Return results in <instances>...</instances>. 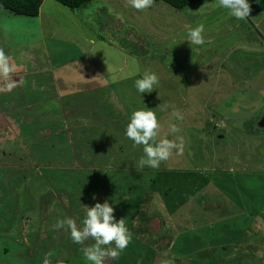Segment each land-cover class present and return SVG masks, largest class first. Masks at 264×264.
Here are the masks:
<instances>
[{"label": "rangeland", "instance_id": "obj_1", "mask_svg": "<svg viewBox=\"0 0 264 264\" xmlns=\"http://www.w3.org/2000/svg\"><path fill=\"white\" fill-rule=\"evenodd\" d=\"M39 13L0 11L10 63L39 69L6 96L13 105L0 97V117L16 126L11 135L0 129V264H44L48 253L50 264H90L81 248L95 242L74 244L56 225L70 217L82 227L84 205L105 200L132 234L105 264H264V205L254 208L264 204V12L239 21L218 0L181 10L154 2L142 11L127 0H93L75 11L44 0ZM199 24L205 45L193 46L185 37ZM62 58L79 67L63 79L73 93L60 101L57 89L44 93L51 75L43 71L54 63L58 78ZM145 71L160 83L141 97L134 83ZM81 73L97 82L92 92L71 87ZM147 108L161 124L159 138L183 142L158 169L140 168L142 146L124 135L131 112ZM223 206L230 218L217 214ZM183 229L196 239L181 247L176 236L191 242Z\"/></svg>", "mask_w": 264, "mask_h": 264}, {"label": "clouds", "instance_id": "obj_2", "mask_svg": "<svg viewBox=\"0 0 264 264\" xmlns=\"http://www.w3.org/2000/svg\"><path fill=\"white\" fill-rule=\"evenodd\" d=\"M127 2L131 8L142 11L150 9L154 0H127ZM218 6L226 10L227 15L239 21L247 20L250 16L249 0H218ZM203 32L204 25L199 24L187 32L185 41L193 46H204ZM132 62H135L134 58ZM13 71L14 65L10 64L9 55L0 48V79L7 81L0 91L11 92L17 87V83L11 81ZM159 83V77L155 72L145 71L142 78L135 80L134 87L143 97V94L152 93ZM174 115L177 119H183L178 111ZM160 130L161 124L153 110L147 108V110L139 109L131 112L124 135L132 142L133 147L142 146L143 155L138 162L140 168L158 169L162 161L169 159L173 149H176L178 154L182 153V140L180 144H177L175 141L159 138ZM170 131L175 133L178 129L175 125H170ZM84 207L87 211L82 227H78L76 221L70 217L59 221L56 227L66 228L74 244L85 245V241L88 240L95 242L81 248L83 257L90 264H105L106 258H118L132 240V234L125 226L123 219H116L114 207L108 200L103 203L97 202L91 207L87 205ZM50 255L51 253L45 255L44 264H50L48 258Z\"/></svg>", "mask_w": 264, "mask_h": 264}, {"label": "crops", "instance_id": "obj_3", "mask_svg": "<svg viewBox=\"0 0 264 264\" xmlns=\"http://www.w3.org/2000/svg\"><path fill=\"white\" fill-rule=\"evenodd\" d=\"M40 14V13H39ZM39 16V15H38ZM90 42V41H89ZM63 60H62V62H60V64L59 65H62V64H64L63 66H61V67H64L65 69L64 70H62L61 69V74H60V76L58 77V78H56L55 76H54V74H52L53 73V71H52V69H54V67H56L55 65H54V63L53 64H50V66L52 65V67L50 68V69H45L43 72H45V73H48V74H50L51 76H47L46 78L48 79L47 81H46V83H47V88H46V90L44 91V93H47V91H51L50 93H52V92H54V90L55 89H57V93L58 94H56L57 96H60V94L59 93H63V98L62 99H60V101L61 100H65V98L66 97H68V95L69 94H72L73 93V91H70V87H68L67 85H66V83H64V80L63 79H66V77L68 78L67 80H69L71 77H72V75L74 74V72H76L77 71V69H78V67L79 66H77V69L75 70V71H73L72 70V67L70 68V66L73 64V62L75 61H71V60H68V59H65V58H62ZM10 64H12V65H14V71H13V73L11 74V81H15L16 83H17V87H15L11 92H13V91H19V92H21V88H22V82H23V80H25V79H30V80H32V77L34 76L33 74H36V71L37 70H39L38 68H36V67H32L33 69H31V71H24L23 69L24 68H26V66L24 65V64H21V65H18L17 64V61L15 62V61H13V62H11ZM75 64H77V63H75ZM78 65H79V63H78ZM36 68V69H35ZM31 74V76H28V75H30ZM83 73H81L80 75L83 77V79H79L78 81H77V79L76 80H71V83H72V86L71 87H74V88H77L78 90H80L79 89V86H88V85H91L92 86V88L91 87H88V88H84L81 92H86V91H88V92H92V89L94 88L93 86L97 83H95V81H93V80H91V81H89V79L87 78V75L85 76V75H82ZM53 75V76H52ZM80 75L78 76V77H80ZM25 76V77H24ZM28 77V78H27ZM77 77V78H78ZM77 82V83H76ZM7 83V81H4L3 79H0V89H3L4 87H5V84ZM58 85H60V87H58L57 88V86ZM42 88V87H41ZM11 92H8V91H6V90H4V91H0V97L1 98H4V101H3V103H5V102H8V101H10L11 102V105H13L12 104V101L14 100L13 99V95L10 97V98H8L7 99V95H9ZM38 92V91H37ZM25 94V93H24ZM62 109H64V107H62ZM66 109V108H65ZM68 112V115L69 116H71V117H73V118H78L79 116L77 115V114H75V112H69V111H67ZM7 113L8 114H6V115H8V116H11V112L8 110L7 111ZM63 113H66V111H63ZM78 120V119H77ZM11 121V122H10ZM8 120V122L10 123V125L11 126H9V124L7 123V122H5L4 123V119L2 118V117H0V129H1V131L2 132H8V133H10V135H11V132H13V131H15L16 130V126H15V123H14V121L13 120ZM81 121H83L84 122V118H79V120H78V122H79V124H80V122ZM82 122V123H83ZM63 125V124H62ZM65 126V125H64ZM15 129V130H14ZM63 130V128H57V130H55V131H59L60 133H61V131ZM11 131V132H10ZM50 131H52L51 129L50 130H48L47 128H45V130H44V133H50ZM47 136L48 137H50L51 136V133L50 134H47ZM4 137V136H3ZM6 137V136H5ZM60 137H64L63 135L62 136H60ZM123 203H124V201H123ZM261 205H264V204H262L261 202H259V203H257L256 204V206H254V208L255 207H259V210H260V207H261ZM201 208H203V207H201ZM222 208H224V209H222L221 210V214H226L227 212H228V210L225 208V206H223ZM255 213V212H254ZM256 214V213H255ZM232 214L230 213V211H229V216H227V215H225V216H222V217H225V218H230V216H231ZM256 217H258V215L256 214ZM208 219H210V218H208ZM262 220L264 219V217H262L261 218ZM206 223H207V221H205ZM229 221H227L225 224H227ZM201 223H204V221H202ZM200 223V224H201ZM208 223H210V224H212V222L210 221V222H208ZM239 224V223H238ZM138 226V224H134V226ZM235 225H236V223H234V226H233V228H237V226L235 227ZM260 226L262 225V223H260L259 224ZM203 226V225H202ZM225 227H227V226H225ZM224 227V228H225ZM223 228V229H224ZM229 228L230 227H227V230L226 229H224V230H226V232L228 231L229 232ZM227 232V233H228ZM220 234V232H218V233H215V235H219ZM209 235V234H208ZM221 235V234H220ZM185 237V238H184ZM181 238H184V239H186V240H190L191 242H185L183 245H182V240L181 239H179L177 236H176V238H175V243H179L180 244V246L181 247H184L185 246V244H191L195 239H196V233H188V231L186 230V229H183V231H182V234H181ZM232 240H233V238H231ZM239 242H240V240H239ZM234 243H236V246H233V247H238V244H237V242L234 240ZM170 245H172V243H171V241H168L167 242V246H169L170 247ZM177 245V244H176ZM174 246L171 250H169V247L166 249L167 250V252L165 253L166 255L164 256V257H166V256H168V257H170V256H172V254H174L175 252H177L178 251V249H174V248H176V247H178V246ZM223 247H218L217 249H222ZM169 250V251H168ZM154 254H156L155 252H154ZM156 255H161V253L160 252H158ZM163 256V255H162ZM221 257V256H220ZM163 258V257H162ZM222 258V257H221ZM164 259V258H163ZM165 260H168V259H165Z\"/></svg>", "mask_w": 264, "mask_h": 264}, {"label": "trees", "instance_id": "obj_4", "mask_svg": "<svg viewBox=\"0 0 264 264\" xmlns=\"http://www.w3.org/2000/svg\"><path fill=\"white\" fill-rule=\"evenodd\" d=\"M53 1L71 11H75V10L85 7L88 3L92 2L93 0H53ZM197 1L198 0H154V2L165 3L169 5L170 7L177 9V10H181L185 7H188ZM42 3H43V0H0V11L4 10L18 17L35 18V17H38L39 15V10L41 8ZM249 3H250V8H251L250 15H260L261 13L264 12V0H249ZM74 60L75 58H73L71 61L73 62ZM227 191H228V194H225V195L231 200L232 196H229V195H232V192H230L229 190ZM223 197L225 196L222 195V198ZM227 210L228 212L226 213V215L229 216V209ZM219 213L220 212H218L217 214L220 215L221 213L220 214ZM75 221L76 223L81 222V221H77V219H75ZM239 224L236 223L235 227L238 226ZM58 239H59V236H58ZM240 243H241V240H240ZM65 244L69 245L68 242H65ZM223 248H225L224 250H226V247H223Z\"/></svg>", "mask_w": 264, "mask_h": 264}, {"label": "water", "instance_id": "obj_5", "mask_svg": "<svg viewBox=\"0 0 264 264\" xmlns=\"http://www.w3.org/2000/svg\"><path fill=\"white\" fill-rule=\"evenodd\" d=\"M259 124L261 125V127L264 126V114L262 116V122H260Z\"/></svg>", "mask_w": 264, "mask_h": 264}]
</instances>
